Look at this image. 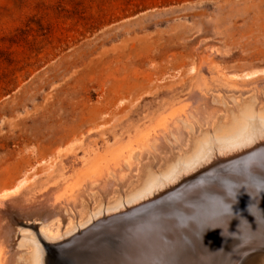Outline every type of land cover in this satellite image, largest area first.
<instances>
[{"label": "rangeland", "instance_id": "374dc122", "mask_svg": "<svg viewBox=\"0 0 264 264\" xmlns=\"http://www.w3.org/2000/svg\"><path fill=\"white\" fill-rule=\"evenodd\" d=\"M204 57L216 65L222 80L240 83L221 81L222 89L207 90L209 99L222 96L237 101L250 95L259 96L261 102L264 0H0V190H15L17 200L0 214V248L5 244L9 252L13 249L17 219L40 217L52 200L68 194L69 184L83 179L81 175L89 171L81 163L88 154L101 153L106 161L137 139L162 131L160 124L172 119L183 126L182 132L191 134L181 122L188 120L197 134L203 128L200 119L188 109V118L178 110L193 96L200 97L193 101L208 103V98L206 102L195 94L200 93L197 69ZM165 112L169 114L164 116ZM164 131L160 146L150 137L156 151L150 157L152 166L179 149ZM255 133L264 136L262 128ZM131 150L134 163L139 149ZM138 161H143L142 155ZM245 166L239 165L237 176L249 177ZM65 178L68 185L62 183ZM252 182L264 195V180L251 178L248 183ZM96 189L97 184H92L88 191ZM155 199L124 204L129 209L75 232L71 247L68 243L54 250L52 264L91 262L100 255V259L113 256L123 260L121 264L133 263L123 256L131 245V230L137 229L132 225L147 217L150 205L161 206ZM198 199L188 201L195 208L193 214L201 217L206 206ZM203 223L202 217L198 225ZM186 238L179 240L184 247L191 244ZM171 253L177 254L168 248L163 257Z\"/></svg>", "mask_w": 264, "mask_h": 264}, {"label": "bare ground", "instance_id": "6f19581e", "mask_svg": "<svg viewBox=\"0 0 264 264\" xmlns=\"http://www.w3.org/2000/svg\"><path fill=\"white\" fill-rule=\"evenodd\" d=\"M222 77L210 58L204 57L197 69L196 84L200 86V93L195 94L208 98V103L193 101V96L192 99L185 100V105L178 110V113L185 112L188 118L191 116L188 109L200 119L203 128L197 134H194L193 124L188 120L181 122L186 124L191 134L182 132L183 126H176V119H172L160 124L164 127L162 131L157 130L153 135L140 140L136 138L137 142L129 145L139 149L134 163L132 147H127L118 154L116 152L106 161L101 158V153H96L99 154L97 160L92 159L96 154H88V158H84L81 163L87 164L86 169L89 171H84L81 175L83 179L75 185L72 182L70 186L66 182L67 177L62 180V183L68 185L65 189L68 194L64 193L67 195L58 193L61 197L52 200L53 205L50 198L51 204L46 203L50 206L41 211L40 217L35 215L32 221L16 220L13 249L9 252L8 245H2L0 264H47V260L52 264V260L55 261L54 255H57L54 250L63 245L66 247L68 243L71 247V241L76 238H72L75 232L82 231L97 219L129 209L123 208L124 204L130 206V202L139 203L142 199H149L148 202H151L153 198L161 206L152 209L153 206L150 205L151 208L145 211L147 217L132 225L137 229L131 230V245L123 253V256L134 260L131 264H264V218L260 219L264 211V195H261L253 182L248 183L251 178L264 180V136L255 133L257 128L264 130V98L261 102H257L259 96L250 95L237 101L222 96L209 99L206 96L207 90L222 89L221 81L240 85L237 80L225 78L224 81ZM261 95L260 93V98ZM166 112L164 116L169 114ZM170 130L177 133H170ZM163 131L171 144L174 147L178 144L179 149L173 157L152 166L153 160L150 157L156 151L152 150L150 137H154L153 140L160 146L165 138ZM182 147H186V150H182ZM140 155L143 156V161L139 162ZM242 164L249 166L248 178L237 176L241 174ZM110 170L111 179L108 180ZM210 178L212 181H206ZM74 180L76 183L77 180ZM92 180L96 181L91 182ZM161 180L165 181L161 183ZM226 182L232 184L228 186ZM242 183H246L247 187ZM92 184H97V189L89 192ZM261 187L263 189L264 185ZM49 188L47 191H50ZM204 191L213 195H204ZM14 193L15 190H0V214L7 208L10 210L16 203ZM201 194L204 196L200 197ZM192 197L200 198L198 200L206 206L201 209V217L198 213L193 214L195 208L188 201ZM185 205L187 209L184 210ZM177 208L185 213L177 212ZM16 216L18 218L17 214ZM202 217L204 223L200 226L198 224ZM181 236L187 237L191 244L184 247ZM181 245L183 247L179 249ZM168 248L176 251V256L171 253L173 257H163L167 255ZM101 257L103 256L100 255ZM112 257L93 258L91 262L88 259L89 261L85 260L80 264L123 262L118 258L113 260Z\"/></svg>", "mask_w": 264, "mask_h": 264}]
</instances>
